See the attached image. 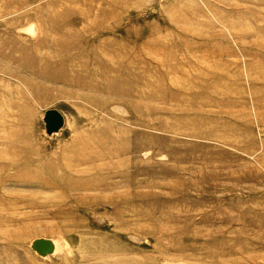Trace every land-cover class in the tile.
Returning a JSON list of instances; mask_svg holds the SVG:
<instances>
[{
  "label": "rangeland",
  "instance_id": "1",
  "mask_svg": "<svg viewBox=\"0 0 264 264\" xmlns=\"http://www.w3.org/2000/svg\"><path fill=\"white\" fill-rule=\"evenodd\" d=\"M0 264H264V0H0Z\"/></svg>",
  "mask_w": 264,
  "mask_h": 264
},
{
  "label": "water",
  "instance_id": "2",
  "mask_svg": "<svg viewBox=\"0 0 264 264\" xmlns=\"http://www.w3.org/2000/svg\"><path fill=\"white\" fill-rule=\"evenodd\" d=\"M46 130L49 135L59 132L65 125V116L58 109H50L45 114ZM31 247L42 257H48L54 254L57 249L56 243L49 238H37L35 239Z\"/></svg>",
  "mask_w": 264,
  "mask_h": 264
}]
</instances>
